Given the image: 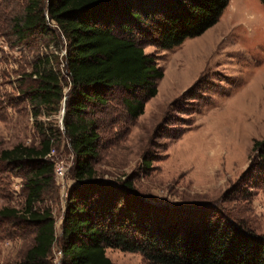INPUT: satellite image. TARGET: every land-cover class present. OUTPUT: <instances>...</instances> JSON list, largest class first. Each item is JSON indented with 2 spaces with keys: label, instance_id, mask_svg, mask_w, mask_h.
Instances as JSON below:
<instances>
[{
  "label": "rangeland",
  "instance_id": "rangeland-1",
  "mask_svg": "<svg viewBox=\"0 0 264 264\" xmlns=\"http://www.w3.org/2000/svg\"><path fill=\"white\" fill-rule=\"evenodd\" d=\"M28 0H0V153L22 144L39 146L45 133L55 137L50 159L54 180L38 208L56 218L51 264L62 261V233L74 178L76 157L65 131L71 78L66 46L51 35L35 34L21 42L14 17ZM164 76L144 113L131 120L115 90L107 105L91 109L100 133L95 160L97 179H132L145 210L177 217L197 205H212L234 222L264 235V185L248 172L256 141L264 140V3L230 0L219 22L172 49L146 46ZM53 57L67 97L58 111L38 108L24 93L39 58ZM152 159L151 169L143 165ZM58 170H62L60 175ZM25 171L0 164V210L23 208ZM28 224L0 217V264H21L33 245ZM115 264H150L141 253L108 248Z\"/></svg>",
  "mask_w": 264,
  "mask_h": 264
},
{
  "label": "trees",
  "instance_id": "trees-1",
  "mask_svg": "<svg viewBox=\"0 0 264 264\" xmlns=\"http://www.w3.org/2000/svg\"><path fill=\"white\" fill-rule=\"evenodd\" d=\"M264 3V0H261ZM230 0H28L14 17L13 30L24 42L35 34L65 44L71 89L67 95L53 57L39 58L24 93L40 108L58 111L66 99L65 131L76 157L62 233V264H115L108 248L138 252L150 264H264V235L225 217L212 205H197L177 217L145 210L132 179H97L100 133L91 109L107 105V95L125 93L122 103L133 121L158 93L164 76L146 46L172 49L219 22ZM1 103V102H0ZM1 105V104H0ZM2 107L0 106V109ZM45 133L39 146L19 144L0 153V164L25 171L23 208L4 207L0 217L28 224L33 245L21 264H51L56 218L38 208L54 180L50 159L55 145ZM248 172L264 185V140L256 141ZM143 165L151 169L152 159Z\"/></svg>",
  "mask_w": 264,
  "mask_h": 264
},
{
  "label": "built area",
  "instance_id": "built-area-1",
  "mask_svg": "<svg viewBox=\"0 0 264 264\" xmlns=\"http://www.w3.org/2000/svg\"><path fill=\"white\" fill-rule=\"evenodd\" d=\"M58 172H59V174H60V175H62V174H63L62 170H61V171H60V170H58ZM56 264H62V261H61V262L59 261V262H58V263H56Z\"/></svg>",
  "mask_w": 264,
  "mask_h": 264
}]
</instances>
